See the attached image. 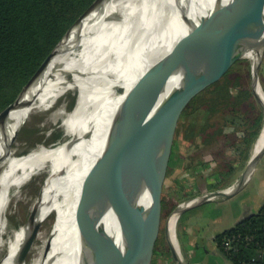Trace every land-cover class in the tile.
<instances>
[{
	"label": "bare ground",
	"instance_id": "bare-ground-1",
	"mask_svg": "<svg viewBox=\"0 0 264 264\" xmlns=\"http://www.w3.org/2000/svg\"><path fill=\"white\" fill-rule=\"evenodd\" d=\"M213 3L191 0L189 15L197 20ZM174 6L173 0H148L145 5L141 0H108L98 15L83 20L85 33L76 47L50 60L31 104L9 113L10 133L25 121L6 145L0 139V264H88L81 224L88 175L129 90L155 61L164 68L170 59L164 60L165 55L190 31L186 8L181 15ZM139 14L142 20L136 22L133 17ZM261 27L257 19L250 42L264 37ZM242 56L255 57L249 52ZM263 145L264 131L253 142L251 156ZM135 170L130 158L127 175L135 179ZM22 200L29 203L24 222L14 211ZM99 222L107 240L114 239L123 252L125 235L115 213L106 208ZM176 224L173 217L168 228L178 244ZM106 251L104 255L114 257Z\"/></svg>",
	"mask_w": 264,
	"mask_h": 264
},
{
	"label": "water",
	"instance_id": "water-1",
	"mask_svg": "<svg viewBox=\"0 0 264 264\" xmlns=\"http://www.w3.org/2000/svg\"><path fill=\"white\" fill-rule=\"evenodd\" d=\"M107 1L94 0L84 10L41 62L16 98L0 111V139L4 145L18 132L25 120L10 133L6 123L9 113L31 104L36 86L50 60L76 47L85 33L82 29L83 20L88 16L98 15L100 7ZM147 1L141 0L142 5ZM173 1L177 13L184 14L181 10L186 8L187 16L184 19L189 23L190 31L180 45L165 55L164 60L170 59L164 68L155 61L129 90L120 117L108 133L102 151L88 175L84 190L85 207L81 215L88 264L152 263L161 227L164 183L180 116L193 97L219 80L238 59L244 57L243 52L253 53L255 56L250 61V86L263 115L257 138L264 131V90L258 74L264 56V37L249 41L255 31L257 19L262 23L261 29H264L260 0H214L212 9L197 20L189 15L191 0ZM154 2L157 4L158 0ZM178 2H181L179 6ZM123 5L126 8L129 3L125 2ZM127 11L130 15L133 13L131 7ZM133 18L140 22L142 15ZM70 35V43H67ZM170 80L174 81L172 85H169ZM263 154L264 145L249 158L241 178L232 186L183 201L167 216L165 237L175 264H185V261L181 256L179 243L175 244L171 238L169 220L216 198L233 196L242 188L250 175L247 172L253 170ZM130 158L135 161V179L130 178L126 171ZM146 197L149 198L148 203ZM106 208L115 213L123 228V252L114 239L107 240L106 231L99 222V214ZM104 250L111 252L114 257L104 255Z\"/></svg>",
	"mask_w": 264,
	"mask_h": 264
},
{
	"label": "trees",
	"instance_id": "trees-1",
	"mask_svg": "<svg viewBox=\"0 0 264 264\" xmlns=\"http://www.w3.org/2000/svg\"><path fill=\"white\" fill-rule=\"evenodd\" d=\"M93 1L0 0V111L16 98L65 31ZM238 62L244 59L234 64ZM234 64L219 80L193 97L183 110L167 176L180 156L188 159L184 168H191L196 175L217 164L213 173L215 182L208 184L209 189H214L229 180L238 162L247 158L262 127L263 115L251 90L250 70L234 69ZM263 70L262 65L260 80L264 90ZM192 115L196 120L191 119ZM179 142L190 149L186 154L179 151L178 156ZM227 146L235 156L230 163H225L223 158ZM164 208L162 194V211ZM251 235L255 239L247 240ZM226 238L232 239L233 248L224 249ZM215 241L233 264H264V201L257 212L217 233ZM157 246L158 242L154 252Z\"/></svg>",
	"mask_w": 264,
	"mask_h": 264
},
{
	"label": "rangeland",
	"instance_id": "rangeland-1",
	"mask_svg": "<svg viewBox=\"0 0 264 264\" xmlns=\"http://www.w3.org/2000/svg\"><path fill=\"white\" fill-rule=\"evenodd\" d=\"M260 3H261V16L264 21V0H260ZM241 59H244V62L242 63L238 62L234 64L233 68L234 69L243 68L246 71L248 69L250 70L251 58L243 57L238 60ZM263 60H264V56L258 70L259 77H260V70L263 65ZM250 82L251 81L249 77V83ZM38 118L40 119V117ZM191 119L196 120V116L192 115ZM23 124L21 125V127L23 126ZM226 129L228 130V128ZM231 139L232 138H229V140ZM228 142L229 141L227 140L226 143ZM178 147L179 148L176 149V153L180 151L186 154L189 151L188 149H190V148L187 149L185 143H180V142L178 143ZM228 147L229 146L224 147L225 155L223 156H226V158L222 156L225 160V163H230L232 159L235 158L233 149L232 148L230 149ZM251 151H252V145L248 151L247 158L242 160L240 163L238 162V166L235 169V171L232 173V176L229 178V180H227L226 182L222 183L221 186H218L217 188L214 189H209L208 184L215 182L213 179L214 178L213 173L215 172V168L217 167V164L205 168L204 173H202V175L200 174L196 175L194 172H192L193 170L191 168H184V165L188 163L187 158L180 156L179 159L175 160V164L172 165L171 172L166 177L164 183L163 196L165 200V208L162 211L161 227L157 239L158 246L156 249L163 246L164 250L166 251V254L169 255L171 254L165 237V222L167 216L176 208V206L183 201L208 193L212 190L224 189L232 186L234 183H236L238 179L241 178L242 173L245 171L248 160L251 156ZM177 155L179 156L180 154L178 153ZM34 189H35L34 187H31L28 190V194L30 195L31 193H34L33 191ZM263 192H264V154L255 163L252 172L250 173L247 181L244 183L242 188L233 196L229 198L219 197L212 201L203 203L197 207H194L190 210L183 212L177 218V224H176L177 236H178V230L180 229V221H182V218L184 219L189 215H192L193 218L192 220L199 221L202 229L205 231L206 234L223 229L225 230V228L226 229L230 228L232 224H234L235 220L241 216V214L248 213V211H251L252 212L251 214H253L260 209L262 205L261 201L263 199L262 196ZM22 207H24V209ZM28 208H29V203L24 200H22V202L21 201L18 202V205L16 204L14 211L22 222H24L27 219ZM249 215L250 214H246L245 217ZM16 221L18 222V220ZM46 224L48 223L47 222L43 223V225ZM180 250H181V246H180ZM181 256L183 258L182 250H181Z\"/></svg>",
	"mask_w": 264,
	"mask_h": 264
},
{
	"label": "crops",
	"instance_id": "crops-1",
	"mask_svg": "<svg viewBox=\"0 0 264 264\" xmlns=\"http://www.w3.org/2000/svg\"><path fill=\"white\" fill-rule=\"evenodd\" d=\"M262 196L263 199L261 204H263L264 201V192ZM251 213V211H248V213L241 214L232 226L244 219L246 214ZM192 219V215H189L184 219L182 218V221H180V229L178 230V240L185 264H233L215 241L216 234L222 232L224 229L206 234L199 221ZM152 263L175 264L171 254H166L163 246L155 250Z\"/></svg>",
	"mask_w": 264,
	"mask_h": 264
},
{
	"label": "built area",
	"instance_id": "built-area-1",
	"mask_svg": "<svg viewBox=\"0 0 264 264\" xmlns=\"http://www.w3.org/2000/svg\"><path fill=\"white\" fill-rule=\"evenodd\" d=\"M239 237H240V235H238V236L235 237V238H239ZM233 238H234V237H233ZM246 239L249 240V241H253L255 238H254L253 235H251V236H247ZM232 242H233L232 239H230V238H226V239L223 241V247H224V249L228 250V249H230V248H233ZM258 243H259V242L256 241V244H258ZM252 260H254V259H252Z\"/></svg>",
	"mask_w": 264,
	"mask_h": 264
}]
</instances>
